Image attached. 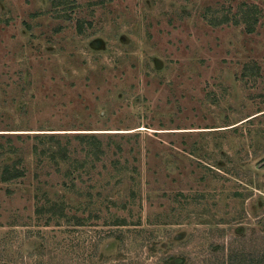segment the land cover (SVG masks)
Wrapping results in <instances>:
<instances>
[{
  "label": "rangeland",
  "instance_id": "rangeland-1",
  "mask_svg": "<svg viewBox=\"0 0 264 264\" xmlns=\"http://www.w3.org/2000/svg\"><path fill=\"white\" fill-rule=\"evenodd\" d=\"M5 164L0 264H264V0H0Z\"/></svg>",
  "mask_w": 264,
  "mask_h": 264
},
{
  "label": "trees",
  "instance_id": "trees-1",
  "mask_svg": "<svg viewBox=\"0 0 264 264\" xmlns=\"http://www.w3.org/2000/svg\"><path fill=\"white\" fill-rule=\"evenodd\" d=\"M248 31H251V28L248 29ZM79 136L80 135H78V137ZM35 137H37V135ZM82 137H83V139L84 138H86V139H89L90 138L91 140H93V142H91L92 146H94L96 149H99L100 150V146H99L100 143L97 141V139L95 138V136L83 135ZM53 139H54L53 136H49V138H48V140L50 142H53ZM55 143H57V142H55ZM32 149H33L34 152H36L37 151L36 145H33V148ZM22 173L23 172H21L15 165H13L11 167V165L5 164L3 166V168H2V170H1L0 179L3 182H10L13 179H17V178L21 177L23 175ZM53 205L54 204H52V207L50 208V211H52L51 209L55 210L54 209L55 207ZM117 221L118 220H115V222H113L112 225H114V226H123V225H125L124 222H117ZM75 225H81V224L79 222H77ZM262 261H264V258L262 259Z\"/></svg>",
  "mask_w": 264,
  "mask_h": 264
}]
</instances>
